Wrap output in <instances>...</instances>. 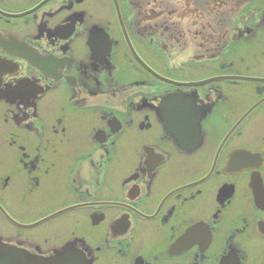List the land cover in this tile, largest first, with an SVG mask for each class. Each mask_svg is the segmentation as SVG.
<instances>
[{
  "label": "flooded vegetation",
  "instance_id": "obj_1",
  "mask_svg": "<svg viewBox=\"0 0 264 264\" xmlns=\"http://www.w3.org/2000/svg\"><path fill=\"white\" fill-rule=\"evenodd\" d=\"M0 264H264V0H0Z\"/></svg>",
  "mask_w": 264,
  "mask_h": 264
},
{
  "label": "snow or ice",
  "instance_id": "obj_2",
  "mask_svg": "<svg viewBox=\"0 0 264 264\" xmlns=\"http://www.w3.org/2000/svg\"><path fill=\"white\" fill-rule=\"evenodd\" d=\"M177 118H179V114H177Z\"/></svg>",
  "mask_w": 264,
  "mask_h": 264
}]
</instances>
